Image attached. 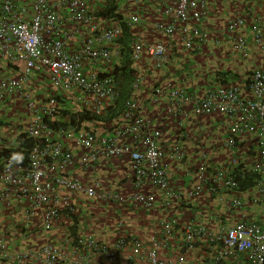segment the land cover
I'll return each instance as SVG.
<instances>
[{
    "label": "built area",
    "instance_id": "built-area-1",
    "mask_svg": "<svg viewBox=\"0 0 264 264\" xmlns=\"http://www.w3.org/2000/svg\"><path fill=\"white\" fill-rule=\"evenodd\" d=\"M92 1L0 0V120L10 129L5 136L0 127V264H264V220L242 218L227 224L218 219V227L210 230L194 217L182 228L177 261L159 255L169 246L177 224L174 218L162 220L145 237L126 231L122 220H117L112 245L75 229L79 198L151 212L160 204L170 208L185 196L199 199L206 195L210 201L222 203L227 212L242 209L246 202L237 196L236 173L245 171L255 176V194L249 203L264 210L262 69L252 71L246 92L241 85L221 84L206 87L201 95L180 87L155 88L153 100L165 95L170 102L167 113L174 119L185 117L188 106L197 117L218 114L228 120L224 142L231 152L228 163L212 168L209 154L202 152L191 173L192 185L184 192L170 182L166 154L159 145L160 130L140 114L132 97L123 102L122 120L112 121L108 128L103 124L100 133L95 131L98 124L85 127L79 118L67 128H53L68 101L76 106L84 96H92V112L101 115L104 101L113 105L118 97L111 74L87 73L85 69L87 63L107 65L117 59L119 52L113 55L108 45L117 43L123 32L120 21L100 27L89 9ZM131 1L135 5L141 2ZM156 1L167 20L155 22L156 32L169 42L178 34L186 51L204 45L208 32L201 23L209 12L208 0ZM245 15L230 19L225 28L233 51L242 58L249 55L248 39L241 33L246 26L253 42L264 49V14L254 15L246 7ZM139 22L135 14L124 23L131 29ZM132 40V61L140 62L146 56L155 70L165 67L168 42ZM75 42L77 47H73ZM39 81L46 84L39 86ZM136 87L137 81L133 89ZM120 121L124 123L116 125ZM247 136L246 149L242 138ZM179 137L185 140V134ZM240 151L246 154L243 159L238 157ZM168 156L181 162L185 153L178 143ZM112 158L129 162L133 192L106 189L100 177L87 182L75 172V168L90 170L99 159ZM155 191L163 196L160 203ZM225 194H231L230 198L225 199ZM59 220H68L70 225L65 227L66 235L54 243ZM198 247L205 250L207 260L188 262L186 254Z\"/></svg>",
    "mask_w": 264,
    "mask_h": 264
},
{
    "label": "crops",
    "instance_id": "crops-1",
    "mask_svg": "<svg viewBox=\"0 0 264 264\" xmlns=\"http://www.w3.org/2000/svg\"><path fill=\"white\" fill-rule=\"evenodd\" d=\"M93 3L94 0L89 4L90 11L95 8L92 6ZM245 7H250L254 15L264 14V0H208L209 12L201 23L202 28L208 32V39L204 45L193 54L183 49L178 34L169 42L161 33L154 30L153 26L155 22L167 21L164 20V16L159 13L156 0H142V6L140 5L138 8L135 7V14H138L140 22L133 27L134 30H131L133 35H136V38H139L143 42H168L170 48L168 52V62L165 67L160 70H155L146 56H144L140 62H134L130 57V62L134 64V69L132 70L135 71H133L135 73L133 81H137L138 84L136 89H133L132 86L133 91L130 97L139 104L140 114L149 117L153 122L152 127L160 130L161 136L159 138V145L166 154L165 162L169 167L170 182L172 186L180 192H184V190H187L188 187L192 185L191 173H193L196 164L199 162L202 152L209 154V164L212 168L221 167L228 163L231 152L224 145L228 136V120L226 117L218 114L197 117L188 106L185 107L187 111L185 117L181 116L174 119L167 113V110L170 108V102L166 96L161 95L158 96L157 100H153V92L157 87L167 91L170 88H179L183 86L186 91L192 92L195 95H201L206 87L217 85L214 83L217 73L228 71L239 76L244 75V77L240 78L238 81V85H241V90L246 92V80L250 78V75L246 73L252 72L255 69L264 70V49H261L253 42L248 26H246L241 30V33L248 39L249 55L247 58H242L238 53L233 51L232 44L228 40L225 31L226 25L230 19L235 17H246L244 12ZM250 21L251 20H248V25ZM107 25L109 24L102 26V28ZM132 39L133 38H131V42L133 41ZM131 42L129 47L131 46ZM77 45L78 42H75L73 47H77ZM108 48L112 50L113 55L119 52V57L117 59L115 58L107 65L102 62L97 64L87 63L85 65L87 73L102 72L106 74L115 71V68L118 69V71L121 67L123 68L122 64L126 54L121 53L116 43L109 44ZM117 48L119 50H116ZM120 48L121 50L124 49L122 46H120ZM37 83L36 84L39 86H44L46 84L43 81ZM93 101L92 96H84L82 101L78 104L79 106H74L72 102L68 101L64 103L65 108L63 110H66L69 114H71L69 110L72 109H77L79 112L87 111L91 114ZM111 106L112 105L105 100L101 106L102 114L105 115L106 111H108ZM75 118H78V114H75ZM69 119L70 115L62 114L60 117L56 118L55 122L68 123ZM101 123V121L96 123L98 126L95 128V131L102 132L101 126L103 124ZM111 123L112 121H109L104 124L108 128V125ZM83 124L87 127L91 125L87 120H85ZM120 124H123V122H116V125ZM4 129V135H9L10 129H8V126H5ZM180 133L185 134V140L180 139ZM178 143L185 153L184 160L187 161V164L182 163V161H174L168 156L173 145ZM242 143L245 144V148L247 149L248 136L242 138ZM245 155L243 151L238 152V157L241 159H243ZM192 165L194 166L193 168ZM122 169H125V175L120 179L119 173ZM75 172L87 182H91L98 174V177L102 179L106 189H113L121 193L134 191L130 178V165L126 158L99 159L92 169L83 170L78 167L75 168ZM119 182L123 183L119 184ZM148 190L149 189H145V191ZM252 194H255L252 188L248 191L238 192L237 196L242 197L246 203L242 209L232 212H227L222 203L212 202L208 197L204 198L203 196L199 199H192L186 196L187 198H182L177 202H173L170 208L162 207L160 204L155 208L156 211L154 210L156 214H142L143 210L140 209H131L133 210L132 213L127 210L130 209L128 206L114 205L116 211L113 209L111 214L97 213V216L93 215L91 218L88 217L86 215L87 213L84 211L90 212L87 209L93 208H83V205L88 204L87 206H89L95 203L89 202L84 198H79L77 203L79 205L81 204L82 207H77L79 214L75 217V229L79 230L80 234H94L106 240L109 245H112V230L115 228L116 221L119 219H123V224L127 227L125 228L126 231L147 236L159 227V223L162 220L174 218L177 224L172 238L169 240V246L167 249H161L159 255L164 260L177 261L179 257L177 246L180 242L179 237L182 228L194 217H196L198 223H203L210 230H215L218 227L219 220L227 224H233L242 218L255 221L264 220L263 207L252 205L247 201V199L252 197ZM224 196L225 199H228L231 194H225ZM155 197L158 203L163 201V196L158 191H155ZM97 210L99 211L100 208H97ZM66 222H68V220H66ZM66 222L65 220L56 222L57 224H55L52 242H58L56 239L57 231L59 238L60 236L66 235L64 225L69 224ZM185 258L188 262L201 263L207 260V255L204 249L198 247L193 252L186 254Z\"/></svg>",
    "mask_w": 264,
    "mask_h": 264
},
{
    "label": "trees",
    "instance_id": "trees-1",
    "mask_svg": "<svg viewBox=\"0 0 264 264\" xmlns=\"http://www.w3.org/2000/svg\"><path fill=\"white\" fill-rule=\"evenodd\" d=\"M125 2V3H123ZM138 5L133 4V2L131 0H98L97 1V7H95L91 13L92 15L100 22H102L103 20H107L108 24L109 22H114L116 21L117 18H119V20L117 19V21H120L123 25V29L125 31H127L128 28L125 25V21L128 20L133 13L126 19L125 18V13L126 10H124L125 8H133V11L135 9V7H137ZM118 7L121 9V12L116 13L115 11L118 9ZM135 15V13H134ZM121 19V20H120ZM126 19V20H123ZM107 23H103L101 25L104 26ZM110 25V24H109ZM133 27L130 29L132 30ZM130 47L128 48V52H126L127 56L125 55L124 57H128L129 61L128 62H124L123 68L121 67V69L123 70H119L115 68V71H112L111 73H101V75H108L111 74L114 77V82H115V87L116 90L118 92V97L117 99L114 101L113 105L111 106V108L108 109V111H106V114L103 115H98L95 114L93 112L88 113V112H78V118L79 121H89L90 124L96 125V123H98L99 121H101V124L104 123H108L109 121H113L115 119H120L122 116V111H123V102L125 101V99L130 98L131 93H132V86L134 84L133 79L135 78L134 76V72H133V68L131 66H129V62H130ZM197 50H190L188 52H190L191 54L195 53ZM247 75H251L252 72L246 73ZM216 78L214 79V83L216 84H221V85H238L239 84V80L240 78H243L244 75L239 76L237 74H233L230 71L228 72H219L217 73V75L215 76ZM248 82V80H246V83ZM180 88H183L185 90V88L182 86ZM64 115H70V119H71V123L70 124H66L64 123H55L53 125V128L58 129V128H67L68 126H72L74 123L75 118V114L77 113H71L69 114L68 112H66V110L63 111ZM1 124V121H0ZM13 155L16 156V152H12ZM236 178L239 182V190L240 192L242 191H248L249 189H251L254 185L255 182V176L249 171H245L244 173H240L237 172L236 173ZM208 196L204 195V198H206ZM185 198H187L185 196ZM202 212V211H201ZM203 213V212H202ZM204 214V213H203ZM202 214V215H203ZM58 237V236H57ZM56 237V238H57ZM59 238V237H58Z\"/></svg>",
    "mask_w": 264,
    "mask_h": 264
},
{
    "label": "rangeland",
    "instance_id": "rangeland-1",
    "mask_svg": "<svg viewBox=\"0 0 264 264\" xmlns=\"http://www.w3.org/2000/svg\"><path fill=\"white\" fill-rule=\"evenodd\" d=\"M97 1L98 0H94V3L92 4V6H94V7H97ZM145 2V1H144ZM123 3H125V2H123ZM142 6V0H141V2L138 4V6L136 7V8H138L139 6ZM93 7V8H94ZM246 8V7H245ZM124 10H126V13L124 14L125 15V18L127 19L132 13L134 14L135 13V9H134V11H133V8H125ZM92 11V10H91ZM93 12V11H92ZM119 12H121V9L118 7V9L115 11V14L116 13H119ZM244 12H245V9H244ZM118 20H119V18H117ZM117 19H116V21H117ZM126 19H123V20H126ZM121 20V19H120ZM116 21H114V22H116ZM105 24V23H107L108 24V22H107V20H103L102 22H100V24L102 25V24ZM109 24H112V22H109ZM132 30H134V29H132ZM136 38V35H133V32L130 30V29H128L127 31H125L124 29H123V32H122V36H121V38L118 40V42L116 43V45L118 46V48L120 49V51H121V53L123 54H126V52H128V48H129V45H130V42H131V38ZM120 46H122L124 49H122L121 50V48H120ZM116 49V50H119V49ZM126 56H127V54H126ZM120 61H122V60H120ZM129 61V58L128 57H126V58H124V61H123V63L124 62H128ZM133 63L132 62H129V66H131L133 69H134V67H133ZM121 70H123V69H121ZM134 71V70H133ZM135 72V71H134ZM134 75H135V73H134ZM62 108H65L64 106H62ZM71 113H77L78 114V112H79V110H77V109H72V110H69ZM67 112V111H66ZM84 112H87V111H84ZM68 115V114H67ZM1 119H2V117H1ZM118 120H122L121 118L120 119H115V121H118ZM120 122H122V121H120ZM120 122H117V123H120ZM124 123V122H123ZM83 126H85V125H83ZM86 127V126H85ZM110 130V129H109ZM100 133V132H99ZM117 159H123V158H117ZM182 163H185V164H187V161H182ZM194 166L192 165V168H193ZM126 169V168H125ZM124 169V170H125ZM123 169L120 171V173H119V178L121 179L124 175H125V171H124ZM97 176H98V174H97ZM123 182H119V184H122ZM249 200L250 199H247V201H248V203H249ZM89 202H94V201H91V200H88ZM87 201V202H88ZM88 204H85V205H83V208H85V207H91V208H93V209H87L88 211H90V212H86V210L84 211L85 213H87L86 215L88 216V217H90L91 218V216H93V215H96L97 216V213H101V214H111L112 213V210L113 209H115V206H111V207H109V206H104V205H102V204H92V205H89V206H87ZM77 207H82V205L80 204H78V203H75V214H74V216L76 217L79 213H78V209H77ZM97 208H100V210L98 211L97 210ZM102 209V210H101ZM128 211H130V212H132L133 213V210H131V208L130 209H127ZM141 210V209H140ZM155 210V209H154ZM154 210L153 211H151V212H144L143 211V213L142 214H147V213H153V214H156L155 212H154ZM115 211H116V209H115ZM156 211V210H155ZM137 212V211H136ZM119 220H122V222H123V219H119ZM67 223H70V222H67ZM124 225V224H123ZM64 227H67V225H64ZM125 228H127L126 226H124ZM113 231V233H116L117 231L115 230V228L112 230ZM59 237V235H58V231H57V235H56V237ZM140 236H142V235H140ZM146 236V235H145ZM144 236V237H145ZM56 238L57 240H59V238ZM143 237V236H142Z\"/></svg>",
    "mask_w": 264,
    "mask_h": 264
},
{
    "label": "clouds",
    "instance_id": "clouds-1",
    "mask_svg": "<svg viewBox=\"0 0 264 264\" xmlns=\"http://www.w3.org/2000/svg\"><path fill=\"white\" fill-rule=\"evenodd\" d=\"M135 38V37H134ZM1 121V120H0ZM3 126L5 127V124L1 121L0 127Z\"/></svg>",
    "mask_w": 264,
    "mask_h": 264
}]
</instances>
